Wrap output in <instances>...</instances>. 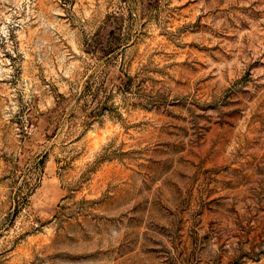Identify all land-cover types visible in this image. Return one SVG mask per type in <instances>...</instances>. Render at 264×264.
<instances>
[{"label":"rangeland","instance_id":"rangeland-1","mask_svg":"<svg viewBox=\"0 0 264 264\" xmlns=\"http://www.w3.org/2000/svg\"><path fill=\"white\" fill-rule=\"evenodd\" d=\"M0 264H264V0H0Z\"/></svg>","mask_w":264,"mask_h":264}]
</instances>
